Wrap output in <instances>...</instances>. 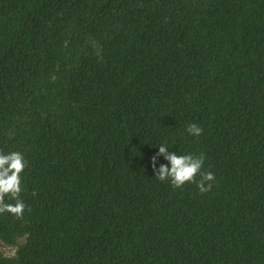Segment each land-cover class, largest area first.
Wrapping results in <instances>:
<instances>
[{
    "label": "trees",
    "instance_id": "16d2710c",
    "mask_svg": "<svg viewBox=\"0 0 264 264\" xmlns=\"http://www.w3.org/2000/svg\"><path fill=\"white\" fill-rule=\"evenodd\" d=\"M162 142L212 189L158 180ZM0 151V264H264V0H0Z\"/></svg>",
    "mask_w": 264,
    "mask_h": 264
},
{
    "label": "clouds",
    "instance_id": "9594fccd",
    "mask_svg": "<svg viewBox=\"0 0 264 264\" xmlns=\"http://www.w3.org/2000/svg\"><path fill=\"white\" fill-rule=\"evenodd\" d=\"M186 131L198 137L203 130L197 124L192 123L187 125ZM168 148L166 142L160 143L158 152L151 157V166L158 180L169 181L174 189L181 188L186 183H196L201 194L212 189L215 174L211 171H202L205 159L202 153L200 155L178 154L170 152ZM160 156H163L167 163L157 167ZM26 167L27 161L23 153L0 151V214L10 213L17 218H22L28 208L21 198V174ZM6 197L12 202H6Z\"/></svg>",
    "mask_w": 264,
    "mask_h": 264
},
{
    "label": "rangeland",
    "instance_id": "374dc122",
    "mask_svg": "<svg viewBox=\"0 0 264 264\" xmlns=\"http://www.w3.org/2000/svg\"><path fill=\"white\" fill-rule=\"evenodd\" d=\"M0 249L6 255H12L14 253V249L12 247H9V246L5 245L1 240H0Z\"/></svg>",
    "mask_w": 264,
    "mask_h": 264
}]
</instances>
